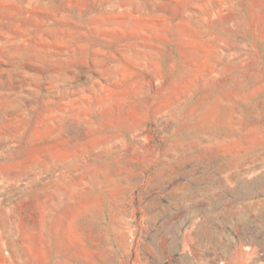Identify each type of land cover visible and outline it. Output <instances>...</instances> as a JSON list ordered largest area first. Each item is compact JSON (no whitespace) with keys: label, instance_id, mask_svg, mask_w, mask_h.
Returning a JSON list of instances; mask_svg holds the SVG:
<instances>
[{"label":"rangeland","instance_id":"1","mask_svg":"<svg viewBox=\"0 0 264 264\" xmlns=\"http://www.w3.org/2000/svg\"><path fill=\"white\" fill-rule=\"evenodd\" d=\"M0 264H264V0H0Z\"/></svg>","mask_w":264,"mask_h":264}]
</instances>
